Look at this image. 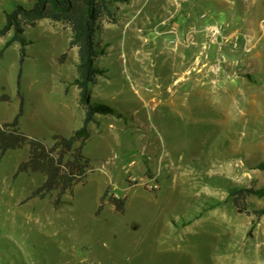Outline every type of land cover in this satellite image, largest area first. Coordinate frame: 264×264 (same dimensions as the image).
Returning a JSON list of instances; mask_svg holds the SVG:
<instances>
[{
  "label": "rangeland",
  "instance_id": "374dc122",
  "mask_svg": "<svg viewBox=\"0 0 264 264\" xmlns=\"http://www.w3.org/2000/svg\"><path fill=\"white\" fill-rule=\"evenodd\" d=\"M17 6L31 3L0 0V27ZM111 10L97 34L92 102L115 114L89 125L88 175L57 209L56 193L29 199L42 175L14 179L28 147L2 159L0 264H264V215L239 213L230 196L264 189V0H128ZM14 35L0 39V127L22 95L21 132L52 146L85 119L72 31L42 19L5 48ZM111 197L125 200L122 212ZM248 209L263 211L264 198Z\"/></svg>",
  "mask_w": 264,
  "mask_h": 264
},
{
  "label": "trees",
  "instance_id": "16d2710c",
  "mask_svg": "<svg viewBox=\"0 0 264 264\" xmlns=\"http://www.w3.org/2000/svg\"><path fill=\"white\" fill-rule=\"evenodd\" d=\"M30 8L17 6L6 14L5 24L0 27V38L14 32V38L6 43L8 48L14 41L20 40L24 27H36L38 21L48 19L56 23L67 25L72 31L70 48H76L78 54L77 78L74 81L79 91V105L84 108L85 119L83 127L75 131L70 137L54 135L53 145L48 146L36 138L26 136L20 130V119L23 115L24 97L22 95L20 112L12 122L0 127V162L9 151L28 147V158L22 162L14 179L22 174H39L45 180L35 189L29 199L45 200L57 194L53 206L59 208L63 197L71 187L82 182L88 175L90 159L83 154V149L90 139L89 125L95 121L97 115L115 114L106 105L92 102V86L101 74L98 58L101 51L97 45V34L100 22L105 18H112L111 5L128 0H27ZM4 51L0 52V57ZM66 55L63 56L65 58ZM23 56L21 61L23 62ZM7 98V97H6ZM108 194L102 197V201ZM233 204L239 213H251L258 217L263 211H249L248 199L252 196L264 198V189L234 188L230 191ZM118 212L124 210L125 200L110 198Z\"/></svg>",
  "mask_w": 264,
  "mask_h": 264
},
{
  "label": "crops",
  "instance_id": "0c3cea01",
  "mask_svg": "<svg viewBox=\"0 0 264 264\" xmlns=\"http://www.w3.org/2000/svg\"><path fill=\"white\" fill-rule=\"evenodd\" d=\"M1 39V38H0ZM195 56H196V51L194 50V54H193V57H192V60L191 61H193V66H194V68H193V70L194 71H200L201 70V65H197L198 63H200L201 64V62H203L202 60H203V58L202 57H199V60L197 61H195ZM197 63V64H196ZM195 75L196 74H194V77H195ZM198 75V74H197Z\"/></svg>",
  "mask_w": 264,
  "mask_h": 264
}]
</instances>
